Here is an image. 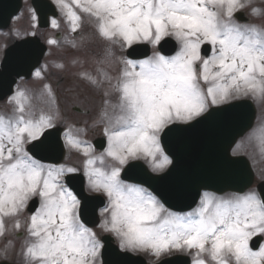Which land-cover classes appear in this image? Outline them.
<instances>
[{
	"label": "snow or ice",
	"instance_id": "obj_1",
	"mask_svg": "<svg viewBox=\"0 0 264 264\" xmlns=\"http://www.w3.org/2000/svg\"><path fill=\"white\" fill-rule=\"evenodd\" d=\"M55 3L71 32L81 28L78 9L108 42L99 58L88 47L91 36H81L79 45L70 42L91 54L96 74L79 75L101 103L90 125L85 122L76 134L65 130V149L81 154L80 165L72 166L37 158L48 130L56 128L51 110L28 111L21 90L9 97L12 114L0 115V238L5 218H16L18 232L19 217L35 205L25 221V264H102V240L82 222L81 199L66 182L69 174L82 173L87 191L106 200L100 230L116 237L122 251L159 258L195 250L193 264H264V191L248 188L221 195L206 190L192 210L174 212L147 188L121 179L124 166H133L130 161L147 160L153 171L171 163L160 142L169 125L187 123L236 99L264 98V9L254 0ZM245 9L254 19L240 23L236 13ZM31 18L36 19L34 14ZM49 23L60 27L56 18ZM169 38L176 50L166 55L161 45ZM136 43L155 51L142 59L117 56V47L123 51ZM35 76L42 77V71L37 69ZM42 89L51 95L47 83ZM90 127H101L107 141L102 152L81 138ZM11 244L8 240L5 249Z\"/></svg>",
	"mask_w": 264,
	"mask_h": 264
},
{
	"label": "water",
	"instance_id": "obj_2",
	"mask_svg": "<svg viewBox=\"0 0 264 264\" xmlns=\"http://www.w3.org/2000/svg\"><path fill=\"white\" fill-rule=\"evenodd\" d=\"M32 4L39 16V24L45 26L47 16L55 15L53 6L47 0H33ZM19 7V0H0V26H5ZM236 18L245 21L242 13H237ZM25 45L28 46L24 50ZM161 47L164 54L171 55L176 49V44L169 38L162 42ZM10 48L8 57L0 68V99L10 92L13 76L20 74L28 76L29 71L39 63L38 60L44 50L35 39L15 44ZM16 48L22 50L20 56ZM207 51L204 50L205 53ZM148 54L149 46L142 43L134 44L126 50V55L132 59H139ZM253 116L252 104L248 100H238L211 108L187 124L169 125L160 135L161 146L172 160L168 170L154 175L141 162L133 161L130 162L132 167L125 166L121 178L146 186L166 207L175 211L191 208L201 190H212L217 193L244 190L252 183V170L246 158L230 156L229 151L235 140L251 126ZM60 132L59 127L48 130L47 138L37 152L38 159L52 163L62 159L64 149ZM94 146L96 149H102L104 140H95ZM66 182L81 199L83 223L95 225L96 209L103 205V199L84 193L83 177L80 174H69ZM256 188L264 191V181L259 182ZM34 208L35 205H31L27 211L32 212ZM101 240L102 264H146L142 257L120 251L111 242L113 240L110 236L104 235ZM188 263L187 256L174 255L161 259L157 264Z\"/></svg>",
	"mask_w": 264,
	"mask_h": 264
},
{
	"label": "rangeland",
	"instance_id": "obj_3",
	"mask_svg": "<svg viewBox=\"0 0 264 264\" xmlns=\"http://www.w3.org/2000/svg\"><path fill=\"white\" fill-rule=\"evenodd\" d=\"M57 7L55 0H52ZM70 2V0H69ZM254 3L264 9V4L261 0H254ZM58 16L56 19L60 21V27L58 29H53L49 25L47 29H39L33 21L32 11H30L27 2H24L21 14L13 19L9 30L5 32L6 36H0V50L9 42L17 37L27 34H37L41 41L46 43L47 50L42 58V62L38 69L42 71V77L35 76V71L32 77L28 80H20L19 83L14 87V92L17 90L24 91L28 99L25 101V106L28 111L35 112L37 115L43 110L47 113L51 110L52 114L56 116L54 120L55 125H60L63 127L62 138L64 143V133L66 129H71L73 134H76V130L84 126L85 122L89 125L92 122L93 116L101 103V96L97 94L93 88L89 85L87 81L82 79L79 75L81 72H91L95 75L96 64L93 63L91 54L85 48H73L71 41H75L78 45L80 43V37L83 35H89L92 37L91 42L88 47L96 54V58H99L103 52V49L107 46L108 42L100 38L95 34L92 22L87 16L82 13L81 15V28L77 31L76 36L70 31V25L67 20L62 16L58 7ZM248 20H253L254 18L249 17L248 10L242 11ZM259 23V21H255ZM241 23V22H240ZM243 23V22H242ZM60 32V36L55 37V33ZM49 39H55L58 41L55 45H50L47 43ZM125 50H120L116 48L117 56L124 54ZM155 51V47L151 45V54ZM150 54V55H151ZM125 55V54H124ZM73 60L76 63H73ZM57 65H63V67H57ZM115 75V72L112 73ZM63 79L59 81L60 79ZM47 83L51 89V95H49L47 90L42 89V84ZM0 101V115L6 118L12 114L14 105L9 102V97ZM255 106L256 114L254 119V124L252 129L246 133L244 137L239 139L232 150L235 153L244 154L248 157L249 163L251 164L255 173V182L264 179V98L249 96ZM73 106H78L81 110H89L87 114L72 111ZM102 127V126H101ZM101 127L92 129L91 127L86 134L82 135V139H85L91 143L90 140L97 135H102ZM106 140V139H105ZM107 146V141H106ZM103 151V150H102ZM100 151V152H102ZM65 157L62 163H68L72 166H79L81 162V154L76 151H68L65 149ZM99 153V151H96ZM152 172L158 173L161 171H153L152 166L149 161L141 159ZM107 161L106 163H110ZM47 164V163H46ZM97 166H100L99 163ZM163 171V170H162ZM85 180V178H84ZM250 188H255V184ZM85 192L86 180H85ZM89 193V192H88ZM225 193L223 195H226ZM231 194V193H229ZM103 196V195H102ZM104 197V196H103ZM105 198V197H104ZM106 201V200H105ZM106 204V203H105ZM105 207V206H104ZM103 207V208H104ZM97 212L99 214L98 224L92 228L100 237L101 234L105 233L100 230L99 224L102 220L101 210ZM31 214L26 211L22 213L19 217L21 222V228L17 230L13 227L16 218H5V236L0 238V258L8 259L17 262L18 264H25L22 255V245L24 243V238L26 236V218ZM19 232H21L19 234ZM19 234V235H18ZM114 242L119 247V242L116 237H114ZM264 239V238H262ZM8 240L12 241V244L5 249V244ZM145 258L147 264H153L154 262L160 260L161 258L179 252H172L170 254H164L159 258L150 255L145 252H131ZM181 254V253H180ZM190 256L191 262L195 257V250L190 252H184ZM205 259L207 257L205 256Z\"/></svg>",
	"mask_w": 264,
	"mask_h": 264
}]
</instances>
